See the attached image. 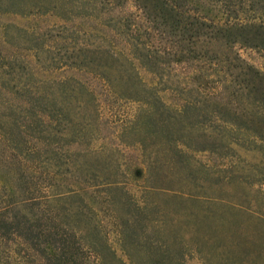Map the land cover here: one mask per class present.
I'll list each match as a JSON object with an SVG mask.
<instances>
[{
	"label": "trees",
	"instance_id": "obj_1",
	"mask_svg": "<svg viewBox=\"0 0 264 264\" xmlns=\"http://www.w3.org/2000/svg\"><path fill=\"white\" fill-rule=\"evenodd\" d=\"M0 13L55 17L2 26L0 235L50 236L56 264H100L85 194L124 186L125 145L144 170L161 144L221 157L243 147L264 167V0H0Z\"/></svg>",
	"mask_w": 264,
	"mask_h": 264
},
{
	"label": "rangeland",
	"instance_id": "obj_2",
	"mask_svg": "<svg viewBox=\"0 0 264 264\" xmlns=\"http://www.w3.org/2000/svg\"><path fill=\"white\" fill-rule=\"evenodd\" d=\"M54 18L0 13V36L5 22L43 26ZM241 52L260 61L254 51ZM104 112L107 119L106 107ZM191 133L208 136L197 129ZM217 141L226 143L225 137ZM238 148V153L221 157L210 150L181 152L161 144L154 147L155 165L144 170L140 150L123 146L116 153L128 174L124 186L85 194L94 204L88 209L93 216L89 223L98 219L102 224L88 235L102 250L100 264H264V167L252 166L260 154ZM5 184L9 187L10 180L0 187L4 196ZM108 191L119 201L115 208L105 200ZM114 211L125 224L123 231L115 226ZM127 217H132L129 226ZM34 240L0 235V264H56L44 256L43 248L54 252L51 237ZM89 255L81 264H96Z\"/></svg>",
	"mask_w": 264,
	"mask_h": 264
}]
</instances>
